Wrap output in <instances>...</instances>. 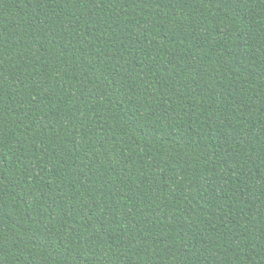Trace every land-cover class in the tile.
Segmentation results:
<instances>
[{"label":"trees","instance_id":"trees-1","mask_svg":"<svg viewBox=\"0 0 264 264\" xmlns=\"http://www.w3.org/2000/svg\"><path fill=\"white\" fill-rule=\"evenodd\" d=\"M0 264H264V0H0Z\"/></svg>","mask_w":264,"mask_h":264}]
</instances>
